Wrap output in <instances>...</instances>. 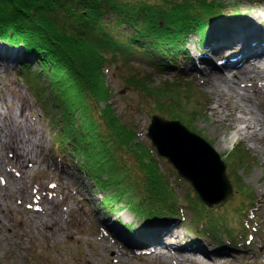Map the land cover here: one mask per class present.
I'll list each match as a JSON object with an SVG mask.
<instances>
[{
  "label": "trees",
  "instance_id": "16d2710c",
  "mask_svg": "<svg viewBox=\"0 0 264 264\" xmlns=\"http://www.w3.org/2000/svg\"><path fill=\"white\" fill-rule=\"evenodd\" d=\"M219 6L213 0H0V42L21 48L17 73L43 113L53 116V154L92 182L103 210L128 208L147 222L180 219L186 209L190 230L236 244L246 242L254 209L236 171L255 158L242 143L227 155L232 187L241 196L235 206L207 207L191 188L180 197L155 149L121 121L107 81L108 68L124 69L133 59L154 71L180 67L189 35L202 44L210 19L223 13ZM130 66L125 85L148 96L160 115L193 121L205 114L208 101L193 80L176 77L154 86L150 73L140 76Z\"/></svg>",
  "mask_w": 264,
  "mask_h": 264
},
{
  "label": "rangeland",
  "instance_id": "374dc122",
  "mask_svg": "<svg viewBox=\"0 0 264 264\" xmlns=\"http://www.w3.org/2000/svg\"><path fill=\"white\" fill-rule=\"evenodd\" d=\"M213 1L220 4L219 8H223L224 4L231 6L238 0ZM245 1L248 2L249 9L254 4H263L264 7V0ZM224 14L213 16L210 19L205 28L207 37L203 44L198 45L196 34L189 35L188 52L185 55L188 57L184 58L182 67L164 66L163 69L154 71L146 62L133 59L128 62L129 65L125 66L124 69H118L114 66L108 68L107 81L114 93L110 102L121 121L137 132L142 144L151 146L150 140L146 137V131L151 120V114L159 113L154 111L148 96L140 94L135 87L131 89L125 85L124 77L132 72L130 65L133 66V69H138L140 76L150 73L148 82L154 86L166 80L173 81L176 77H181L183 81L193 80L195 82L198 86L197 91L208 101L205 114L193 121L186 119V117H177L176 119L203 137L213 148L218 143L223 145V149H214L225 164L231 148L238 143H242L249 154L255 158L250 166L245 167L244 170L238 169L236 171L241 175L244 185L250 189L254 197L252 201L254 209L249 216L251 226L247 232V242L232 244L216 234L217 239H213L198 232L195 233V230H190L192 226L191 213L184 209L180 219L172 216L160 217L164 218L162 224H166V221L168 223L175 221L176 229L179 231V238H176L175 243L170 242L173 239H167V237H164V242L168 241L174 245L178 241L183 244L187 241L197 244L199 241L211 248L224 245L230 250L236 251H234L235 255L230 253V257H222L217 264H264V156L260 151L261 145L258 142L244 140L234 135L233 124H220L218 122L216 116L209 109L214 92L207 83L208 79L202 73V69L206 67V63L202 59L203 53L207 51V43L213 41L207 33L209 27L212 26L215 19H225L226 17L236 19L239 16H245L247 13L237 12L230 14L231 16ZM0 47H2L1 49L4 48L5 52L9 51L12 56L5 62L0 57V96L10 97L9 102L11 104L15 101L18 102L20 98L26 103L27 107L23 116L25 124L22 130L24 134L27 133L29 136L30 146L36 150L34 155L38 157L27 169L25 176L19 178L6 151L3 152L1 170L4 173L9 172L17 179L13 183L7 184L6 182L5 184L8 185V188L18 187L22 191L14 192V196L4 195L2 184L5 182V178L3 173H0V199L2 200H0V218L5 225L2 229L3 235H0V264H175L168 258L151 256L153 249H148L149 243L137 244L129 241V238L132 237L141 238V235L134 234V230L151 226L150 224L158 218L146 222L136 217L128 208H121L116 214L105 213L98 205L100 192L94 188L92 182L75 169L73 163L63 161L59 156L53 154L51 148L54 133L51 119L53 116L43 113L39 103L35 102L33 95L26 89L24 82L17 73L22 50L17 47L18 52L13 51L14 46L3 42H0ZM1 49L0 55L3 52ZM212 59L214 64H221V59L218 60L216 57ZM202 64L203 67H201ZM263 89L264 81L260 86V90ZM251 99L259 101L264 108L263 93H252ZM241 102L249 104L246 100ZM28 113L30 114L28 115ZM161 116L164 117V115ZM158 158L161 168L169 175L170 182L177 187L178 195L184 196L191 185L181 178L179 180V177L176 178L175 169L164 157L158 156ZM225 173L232 181L234 173L227 164ZM20 194L23 197L22 203H18V199H16ZM240 198L241 196L232 189L231 196L222 205L226 204L228 207H233ZM54 203L56 207L52 205ZM39 204L46 208V215L43 213L39 215L40 218L44 219L43 222H36V219L39 218H35L31 212L36 210ZM123 222L128 223L133 229L127 233L122 229L121 223ZM137 223H139V227L136 225ZM101 228L105 230L102 231ZM153 248L155 249V247ZM173 248L175 249L176 246ZM161 249L166 255L177 254L175 250H169L166 247ZM118 251H122V253L118 254ZM188 255L194 259L196 257L198 261L200 260L199 262H206L205 258L197 257V254L188 253ZM184 264L191 263L185 262Z\"/></svg>",
  "mask_w": 264,
  "mask_h": 264
},
{
  "label": "bare ground",
  "instance_id": "6f19581e",
  "mask_svg": "<svg viewBox=\"0 0 264 264\" xmlns=\"http://www.w3.org/2000/svg\"><path fill=\"white\" fill-rule=\"evenodd\" d=\"M224 5L222 11L223 14H227L226 16L237 12L247 14L236 19L228 17L215 19L212 26L209 27L207 33L213 41L207 43V51L203 53L202 58L206 63L202 73L208 79L207 83L214 92L209 109L220 124H233L234 135L244 140L260 143V151L264 156V108L259 101L251 99L252 93L258 92L264 95V89L260 90L261 83L264 81V17H262L264 16V7L263 4H254L249 9L248 2L245 0L235 1L231 6ZM13 49V51L18 50L17 47H13ZM1 50L3 52L0 57L3 62L12 58L9 51L5 52L4 48ZM23 56L21 54V61ZM213 57L218 60L221 59V64H214ZM201 67H203V64ZM10 99V97L0 96V173H3L5 178V182L2 184L3 194L14 196V192H21L22 190L18 187L8 188L7 184L13 183L17 179L9 172L4 173L1 170L3 152L6 151L8 158L17 170L19 178L25 176L27 169L32 166L38 157L34 155L36 150L30 146L29 136L27 133L24 134L22 130L25 124L23 116L27 107L26 103L20 98L18 102L15 101L11 104ZM242 100L248 101L249 104L242 103ZM214 148L219 150L223 149L224 146L218 143ZM6 182L7 184H5ZM16 199H18V203L23 201L21 194ZM52 205L56 207L55 203ZM31 212L35 218H39L36 219V222H43L44 219L40 218L39 215L41 213L46 215V208L39 204L37 209ZM174 222L168 223L166 221V224H162L164 222L157 219L150 224L151 226L140 229L144 233L140 236L142 239L132 237L129 238V241L137 244L149 243L148 249H153L151 256L165 257L175 264H184L185 262L191 264H217L222 257H230V253L235 255V250H230L227 246L211 248L204 242L199 241L197 244L191 243L192 241H187L185 244L178 241L174 244L176 246L174 249L175 246L170 242L176 241L177 237L179 238V231L176 229L177 224ZM123 223L127 225L126 222ZM138 224L136 225L138 226ZM173 224L175 228L172 227ZM4 227L5 225H3L0 218V235H3L2 229ZM164 237L173 240L164 242ZM162 247L175 250L177 254L166 255L161 249ZM118 252V254L122 253V251ZM197 252L204 254L206 257ZM188 253L197 254V257L205 258L206 262H199L200 260L198 261L196 257L195 259L192 258Z\"/></svg>",
  "mask_w": 264,
  "mask_h": 264
},
{
  "label": "water",
  "instance_id": "95a60500",
  "mask_svg": "<svg viewBox=\"0 0 264 264\" xmlns=\"http://www.w3.org/2000/svg\"><path fill=\"white\" fill-rule=\"evenodd\" d=\"M146 137L157 155L166 158L205 205H221L231 196L232 186L224 161L203 137L179 119L152 114Z\"/></svg>",
  "mask_w": 264,
  "mask_h": 264
}]
</instances>
